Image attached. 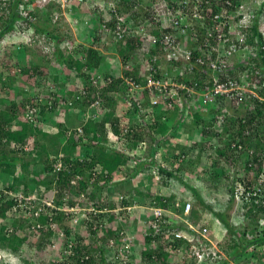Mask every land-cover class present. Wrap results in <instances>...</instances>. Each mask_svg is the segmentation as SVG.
<instances>
[{"label": "trees", "instance_id": "trees-1", "mask_svg": "<svg viewBox=\"0 0 264 264\" xmlns=\"http://www.w3.org/2000/svg\"><path fill=\"white\" fill-rule=\"evenodd\" d=\"M187 1L189 2V7L197 0L119 1V7L117 8L118 13L120 15H128L129 20H132L131 24L128 22L122 23L125 28V31L123 32H125L126 35H124V37L118 42H115L113 36L110 34L107 35L102 29L103 22L100 24L101 26L99 27L98 32L95 31L93 37L94 42H101L102 35L104 34L111 40L110 44L112 48L118 50V46L121 47L120 50H118V54H121L122 57H126L127 70L121 73V75L116 76L111 70H106V68L102 69V67L105 66L104 63L107 54H103L100 49L92 44L82 51L83 56H77L76 54L70 53L66 57V62L62 60V54L59 52V49L64 40V36L49 31L39 20V16L42 15L41 12L46 13L45 11L51 7L50 5L60 6L59 3L48 0H0V43H4L2 47L0 45V173L6 174V176L9 177L15 175L17 169L23 168L25 170L29 164H19L22 159L20 155L23 153H33L35 156L44 158L42 162H45L43 170L35 173L33 172V180L32 178L29 180L27 177L20 178L15 176L14 182L9 185L11 190L17 189L20 185H25L26 187L39 185L46 187L49 191L54 190L56 194L55 205L58 209V207H61L60 205L64 202L62 200V198L64 199V191L69 190L70 193L73 192L74 185L72 184V181L75 179L78 180L76 185L81 187V191H86L83 192L85 193L83 197L84 199L81 201L83 202V200H87L89 197L94 199V193L91 188L88 187L89 181L85 172L86 170L91 169L95 163H100L103 169L108 171V177L103 173L106 179H109V176L112 177L113 172L122 165L130 167L131 157L128 155V149L123 150L119 148L112 150L105 145L98 144L100 138L102 140H107V123H113L114 126L112 125V128L116 133H119L122 130H120V126H117L120 119L115 115L114 111L115 105L118 102L117 94L120 86L123 83L127 84L126 79L128 78L133 79L138 84H142L145 81V79L142 77L140 78L138 74L140 65L133 67L128 66L133 62L130 60L131 57L127 55L125 51L131 52L132 50H136L138 45L146 44V52L151 59L160 55L166 56V53L163 51L165 44L160 41L155 43L152 41L151 37L154 36L156 38H161L165 33H174L175 30L172 29L171 23L164 22L163 20L168 19L173 21L175 17L179 16L181 12L180 10H182L181 4H185ZM218 1L222 4L224 2V0H199L201 4L203 3L201 6L204 8L203 12L206 17L205 20L201 17L195 18V27L200 29V37L192 40L189 37H184L185 35L182 34L179 36L178 41L181 42L183 50H190L192 52L190 60H185L183 54V58L180 57V60L178 61L167 62V59L164 56L162 59L163 61L165 60L168 65L170 64L171 66L178 67V71L183 64H185L186 74L183 79L187 81L186 83L188 84L197 81V85L195 86L197 89L205 88L206 86L214 88L216 85L214 84L215 78H217L218 82L224 83L228 86H230V80H235L238 84L246 86L247 88L245 95L242 97L239 104H237L235 99L229 100L227 95L217 94L214 97L209 96L206 106H201V104H199L198 108H194V106L191 105L190 110L195 109L191 111L193 125H205V129L203 130L204 135L208 136L210 139L219 138L220 140L219 146L215 152L217 156L214 158V165L221 168L222 171L219 174L210 173L208 178H201L206 185L202 184L214 191L221 190L220 188L230 180L231 176L229 175V172L225 171L228 166H233L234 172L240 173L239 171L241 170L244 177L238 178L235 175L233 178L234 180L232 181H235L236 179L246 185H252L250 182L251 179L256 178L257 180L264 172V103H261V99L264 98V87L262 89L259 88L264 85V32L262 31V25L264 24L262 6L264 3L259 7L257 12L252 14L253 21L250 27L237 26L243 40L240 39L237 34L236 36H232L233 34L231 35L229 33L228 24L224 27V32L229 34L232 42L239 47L238 52L244 50L243 53L245 55L243 58L240 57L236 59L234 63H227V57H222V60L219 58L217 59L216 55V63L218 67L215 69L210 65V62L215 59V55L211 57L206 55V51L203 48V42L205 41L204 38H207V30H211V32L214 33L212 40H214V42L217 40L216 31L220 25H218L211 16L210 18L208 17L207 8L213 7L215 10L214 12L216 13V4ZM232 2L233 4L230 8L237 11L238 6L242 4V0H232ZM78 5V3H73V6ZM144 8L148 11L144 10ZM150 9L154 10L153 14H150ZM185 9V12L189 10L184 6V10ZM241 17L242 14L237 16L235 18L236 21L239 22ZM48 18L49 20H52L53 16ZM108 18L109 21L106 23L107 27L113 31L119 22V15L110 14ZM30 30L33 31V34L29 42L20 41L22 47L21 50H24V53L28 54L27 56L32 52H27L29 49L26 45H31L34 41L36 42L35 37L38 38L40 34H43L45 37H49V39L54 38L58 45L55 49L57 50L56 53H58L57 60L67 64L69 67L68 69L70 70L69 73L76 75L84 83L83 86H77L79 88V93L75 99V103L78 106L76 109H80V111L84 110V108L90 109L91 104L96 100H101L102 111L104 108H107V110L110 109L104 113L101 121L90 119L84 126V133L88 136L89 134H92V138L90 139L92 141L89 145L93 144L92 147L94 149L96 148L94 159H92L90 163L87 162L86 165H82L83 163L79 162L78 159L75 160L73 158L74 153L79 149L80 143L84 139V134L78 137L74 132L73 135L66 140V143L61 145L59 138L60 136L65 135V126L60 123L57 136H52L55 137V140L52 139V144L48 145L47 141L44 140H48L51 135L44 132L42 127L38 126L39 124L37 122L34 123V120L32 121L26 117V106L31 102V107L33 106L34 109L37 107L39 108V110L35 109L34 112L37 117V119L35 118V121L42 117V119H44L47 116L46 105H43L38 101H32L33 96L31 97L28 95V97H24V89H21L17 94V97L22 99L19 103L17 100L8 101V97L6 98V96H3L2 94L4 91L3 89H5L6 86L10 88L15 84L14 80L17 78H15V76L18 75H16L14 71L21 66V63L14 55L16 48L14 41L17 38L19 39L21 35L25 36ZM123 40L127 41L125 49H122ZM230 45V42L226 44V49L232 51ZM247 46H251L252 48H248ZM238 52L234 53L237 54ZM200 58H203V64H199L198 59ZM46 61L50 63L49 59ZM189 61L196 64L195 69L192 71L188 69ZM225 61L226 63H224ZM156 64L158 71L161 73L160 59L157 60ZM158 71H155L156 73L154 72L156 75L155 77H159ZM21 72L28 75L31 79L36 76L44 75L40 63H37V65L28 64L21 68ZM99 77H104L105 81H107L108 78H111L112 80L111 82L107 81L105 85L101 84V82L95 84V80L97 78L99 79ZM39 85L40 83L37 82V86ZM82 88H85L86 90L85 95L81 94ZM256 94H258V96ZM143 96V103L148 106L149 97L146 92H144ZM199 98L201 97H196V99ZM133 105H135L133 107L137 109V106H141L142 103L139 100L133 99ZM243 108L247 109L245 115L240 117L237 116V110H243ZM160 109L161 108L159 107V110ZM184 109L185 108L181 109L178 107L171 112H166L163 109L159 111L160 113L156 115V119L151 123L155 135L153 141L156 145L163 142L165 138H168L170 128L175 129L178 127L181 118L185 115L183 111ZM178 112H180V116L177 115ZM165 113L169 114L168 117H165L166 120L163 118ZM113 120H115V122ZM216 124L223 126V132L221 129L214 130ZM132 128L134 130L136 129L135 126H132ZM133 135H135L134 143L132 141ZM127 137L130 142L132 141V144L129 143L128 145L129 149L136 146L137 140L141 139L139 138L140 136L137 135V132L134 131L127 134ZM170 137H173V135ZM29 145L33 147L32 149L29 148L30 151L27 148ZM59 161L62 162V168L57 170L56 164ZM155 162V160H151L146 168H153L157 165ZM239 168L242 169L238 170ZM181 171L182 168L180 167H174L171 170L160 167L159 173L161 180L158 181L159 183L157 184L153 182V187L159 189L160 192L150 190L149 193H146L142 189H133L135 196L143 195L144 197L149 194L148 196L151 200L149 201L148 206H157L162 209H167V211L163 213V216H160L155 220L158 225V229L156 230L157 233L152 226L154 219L151 218L150 222H148V230L142 238V244L145 246L144 250L140 252L139 263L196 264L195 255H192L189 251L192 244L187 245L189 242L184 238L171 239L174 237V231L186 226L182 217L179 216L183 213L185 202L190 199L194 202L196 199V201H199L205 209L212 212L213 216L220 222V224L227 229L230 236V239L228 240L229 242L224 247L226 256L217 252V256L220 257L218 258L220 260L219 264H264V254L260 251L249 253L250 255L246 254L250 245L264 244V235L258 232L259 221L261 218H264V196L259 201H257L255 197L252 198L251 202L246 203L248 205L246 206L247 209L244 214L249 219L253 218L252 223L255 222L256 225L252 227L253 224H250L240 230L239 228H235L229 222L228 215L224 213V211L216 210L212 204L206 203L204 196L201 193L202 190L185 181L184 176L180 173ZM100 177L103 178L102 174ZM232 181L231 184H227V187L231 189L230 203L233 201V191L235 188ZM92 184L96 188L102 187V184H99L97 179H94ZM180 185H182L181 188L184 186L186 191L181 190V188L179 189ZM135 196L131 197L130 200H136ZM130 200H125L122 204L128 205L131 203ZM66 201H69V205L71 206L74 203L70 198H67ZM92 201V204L95 206H100V203L97 200L94 199ZM175 202H181V207L177 208L171 206ZM16 204L17 201L12 199H4L0 203V248L15 255L19 254L23 245L28 240V236L23 237L19 233V231L25 228L26 221H22L21 218L14 219L12 223L8 221L9 218L7 213L9 210H12ZM115 207L116 205L113 208ZM30 211L32 210H29V212ZM109 213L111 214L108 215V220L113 224L115 214L112 211ZM65 214L66 212L62 209L55 210L52 213L45 210L36 218L37 220L36 223L33 224V228H37L38 233H41V235L46 234L51 237L54 230L49 227L50 221H56L59 224V222H63L66 218ZM99 217H101V215H99ZM38 225L41 226L39 227ZM198 225L201 228V231L196 233L198 240L201 239L206 247H212L211 240L207 238L208 233L205 230L208 225L205 223H200ZM30 226L32 227V224ZM57 227L59 230L60 226L58 225L56 228ZM65 229L70 231L69 225L65 226ZM236 230L243 232L241 239L233 237L237 233ZM91 231L92 233L96 232L92 228ZM105 232L111 235V237H114L116 233L115 230L108 226H106ZM77 236L78 242L74 244L75 251H73V253H75L71 258L74 260L76 259L77 264H105L104 253H106V249L102 247H97L98 252L101 254L99 262L96 263L92 255L90 259L82 261L80 257L85 249V254H90L91 250L84 246V238L80 235ZM111 237L109 236L108 239ZM108 239L105 243L109 242ZM135 244L136 243L134 242V246ZM107 249L110 250L109 248ZM132 249L133 252L131 253V259L134 262V260L137 259L136 256L139 255L134 247ZM179 249L183 253L178 252ZM180 254H191V258L181 260ZM172 257H174V260H172ZM24 261L26 264L31 263L30 258L25 257ZM66 263H68L67 260L66 262H63V264Z\"/></svg>", "mask_w": 264, "mask_h": 264}, {"label": "rangeland", "instance_id": "rangeland-1", "mask_svg": "<svg viewBox=\"0 0 264 264\" xmlns=\"http://www.w3.org/2000/svg\"><path fill=\"white\" fill-rule=\"evenodd\" d=\"M119 1L120 0H110V4L112 3L111 7L116 6V8H118ZM95 2L94 0L93 2L88 0V2L79 4L78 6L72 5L70 7H66L67 10L58 5H50L51 7L46 9V13L41 12L42 15L39 16V20L49 31L64 36V40L61 43V46L59 45V52H61L62 54L63 61L66 62V57L70 53L76 54L77 56H83L82 51H84L87 46L92 44L100 49L103 54H107L106 59L109 58L110 62L114 64V68L117 70L115 72L123 73L125 70H127V60L125 59L126 57H122L121 54H118V50H120L121 47L118 46V50L112 48L110 44L111 40L104 34L102 35L101 42L97 43L96 41H93L94 36H92L91 38L88 37V34L92 31L95 30L96 32H98V29L101 26L100 24H102L111 14L110 10L106 11L105 9L99 10V8H96V5H94ZM263 2L264 0H242L243 7L238 6L237 11H235V15L239 16L242 14V16L245 17L244 22L242 20L237 22L236 19H234V21L231 20L232 29L235 28L236 24L238 26V24H240L241 22H243L244 25L249 24V15L257 12ZM153 9L149 10L150 14H153L155 10ZM144 10L146 9L144 8ZM262 11V17L264 18V8H262ZM180 14H187L189 24H193L194 27L196 26L195 19L192 18L194 16L191 15L190 12L187 13L185 12V10H183L180 12ZM50 16H53L52 20H49L48 17ZM262 28L264 31V25H262ZM237 32L232 36H236ZM192 33L199 34L198 36H200L198 28L191 30V32L188 34H191L192 36ZM32 34L33 31L30 30L25 36L21 35L19 39L17 38L15 41L10 40L14 41L16 44L14 55L21 63V66L14 71L15 74L18 75L15 76V78L17 77L16 80H14L15 84L10 88L6 86L5 89H3L4 91L2 92V94L3 96L5 95L6 98L8 97V101L17 100V102L19 103L22 101V99L17 97V94L21 89H24V97H28V95L31 97L33 96L32 101H38L39 103L46 105L47 116L44 119H42V117L41 119L39 118V120L35 121V118L37 119V117L35 116V111L32 113L34 107H31V102L26 106V117L30 120L34 119V121L32 120L34 123L37 122L39 124L38 126H41L44 132H47L51 135L49 136L48 140H44L47 141L48 145L52 144V139L55 140V137L52 136H57L58 124L65 121L64 123L67 124V127H65V135L60 136L59 138L61 145H63L66 143V140L71 135H73L74 132L78 137L82 136L83 128H81V126L84 127L83 124L86 123L83 121V118L85 120L87 118V111L85 110L89 109H85L83 107V111L86 112L84 116L83 112H81L82 110L80 111V109H76L78 106L75 103V99L77 94L79 93V88L77 86H83L84 83L79 77L72 73H69L70 70L68 69L69 67L67 64L57 60L58 53H56L57 50L55 49L56 46L58 47V45L54 38L49 39V37H45L43 34H40L38 38L35 37L36 42L34 41L33 44L26 45L29 49V51L27 52H32L29 56H27L28 54L24 53V50H21L22 47L19 48V46L17 45L19 44V41L29 42V40L32 38ZM204 40H206V37L204 38ZM126 43L127 41L123 40L122 49L126 48ZM0 45L2 47L4 43H0ZM251 46L247 47L252 48ZM146 49L147 45L142 44L138 45V48L136 50H132L131 52L125 51L126 54L131 57L130 60L133 62L128 65L129 67L140 65L138 73L140 78H143V76L141 75L142 73H145V69H141V66L144 65V68H146L147 62H149L151 59L149 57V54H147ZM243 52L244 50H241L234 56L233 54L231 56L227 55V58L229 57L228 62H231L230 58L232 56L233 62L240 57L243 58V56L245 55ZM112 57L115 58L111 60ZM47 59L50 60V63L46 61ZM162 59L163 56L160 55V68L162 69L161 73H168V77L172 78V83H176V85L180 84L182 78L186 74V65L183 64L179 71H174L172 69L173 66H171L170 64L168 65V63L165 60L163 61ZM37 63L41 64V68L44 72L43 76H36L31 79L28 75H25L23 72H21L22 67L28 64L37 65ZM108 65L109 63L105 61L104 68ZM179 72L183 73V77H180V75L178 74ZM176 74L178 75L176 76ZM37 82L40 83L39 86H37ZM171 87L174 88V86L172 85ZM126 88L127 84L123 83L120 86L119 92L117 94L118 102L116 103L114 108L115 115L120 119V122H118L117 126H120V130L124 129L126 126H130V128L132 126H135L136 129L134 130V132H137V135L140 136L139 138L141 139L137 140L136 146H133L132 149H129V146L126 145L125 141H122L121 139L118 140V143L112 142L109 137H107L110 129L113 130V123L110 122L107 123L106 126L107 140H102L100 138V141H102L103 145L107 147L120 146V148L123 150L128 149L127 152L129 157L134 160H130V167H124V169L122 170V174L125 176H127L128 174H133V178L127 177L129 179V182L127 183H116L115 181L106 179V177H104L102 173L103 178H101L100 176H97L96 178L98 180V183L102 184L101 188L94 187L92 184L94 181L89 182L88 187H90L93 191L94 199L100 203V206L98 207L92 204V200L94 199H92L91 197H89L87 200H83L84 203L81 201L82 199H84L83 197L85 193L83 192L86 191H81V187H79V185H74L72 193H70L69 190L64 191V199L62 198L64 202L60 206L62 207V210L66 212V218L63 220V222H59V224L56 221H50L49 227L54 230L51 237L46 234L41 235V233H38L37 228H33V224L36 223L37 216H35L32 211L35 212L39 207H41V203L45 204L46 202H52V204H56V194L54 190L49 191L48 189H46V187L39 185L31 187L20 185L15 190H11L9 188V185L14 182L15 176H18L20 178L27 177L29 178V180L32 178L33 180L34 173L43 170V167L45 165V162H42L44 158L35 156L33 153H23L22 155H20L22 159L19 164H29L27 165V168L25 170L23 168L17 169L15 175H13L12 177H8L6 176V174L0 173V203L4 199L8 200L9 198H16L17 203L21 204L17 211L14 208L8 211V221L12 223L16 218H21V220H24V222L26 221L25 228L19 231V233L23 237L28 236V240L27 242H25L21 251L16 256L15 254H12L0 248V256L3 258L2 262H5V264L6 262H8L7 264H26L24 261V258L26 257L30 258V264H63V262H66V260L68 261V263L66 264H77L76 259L74 260L72 258H68V256L71 255L72 246L78 242L77 235H80L84 238V246L87 249L91 250L90 254L92 256H96V258L94 259L95 262H98L101 257L100 254H98L99 252L97 247L99 248V245L97 241L99 240L100 244L105 247V245L107 244L105 242L107 241L109 236L111 237V235L107 234L105 231H96L95 233H92L91 228L93 227V225L90 228V224L92 223L91 220H93V222L97 224L100 223V228H104L105 224H111V222L108 220V215L111 214L109 212L112 211L115 214L113 222L116 226H118V230L127 231L129 235L132 236L131 240L136 243L133 247L138 252L139 256H136L138 260H134V264H140V252L144 250L145 246L144 244H142V238L148 230V222H150L151 218L153 217L151 213L144 214L143 212H141L142 209H140L139 207H150L148 206L149 201L151 200V198L148 196L149 194L144 197L143 195L137 194V196H135L133 189H142L146 193H149L150 190L154 189L153 182H155V179L152 180L151 178L153 177V175H155V173L149 167H147L146 170L145 168H142L138 163V160L142 159L143 157L149 158V156H151V153L153 154L151 148L156 143L153 141V137H155V135L150 122H145L147 117V115H145V108H147V105L145 103L141 106L138 105L137 109L133 107L135 105L131 106L127 102V100L124 99V96L122 94L126 90ZM69 89L75 90L72 92V94H70L68 92ZM134 93V96L139 101L144 97L143 93L140 91H135ZM199 99L201 100V98ZM199 99H196V101L191 104L194 106V108H198V105L201 104L199 102ZM69 108L75 109V112L77 114H74V116L70 115L68 113ZM35 109L39 110L38 107ZM109 110H107V108H104L103 111L100 110L99 114H91L95 119H99L100 117L102 118L104 113ZM160 110L159 108H155L154 120L156 119V115L160 113ZM163 110L167 109L163 108ZM193 110L195 109L190 110L186 114L183 123H179L180 126L176 128L174 135L172 134V130L168 132V138H165V140L160 144L159 157L157 158L160 160V162H164L165 164H167V166H169L171 169H173L174 167L182 168V171L180 173L184 176L185 181L189 182L192 185H195L196 187H199L202 190L201 193L203 194L206 203L212 204L216 210L224 211V213L228 215L227 217L229 222L235 228H239L241 230L243 229V227L250 224H253L252 227H254L256 223H252L253 218L249 219L244 214L245 210L247 209L246 206L248 204L242 203L241 201H235V197H233V201L232 203H230L231 189L227 187V184H231V181L234 180L233 178L235 175L238 178H244L240 170L243 167L238 169L240 170V173L234 172L233 166H228L226 170L224 169L225 171L229 172L231 178L230 180H228L227 184L220 188L221 190L219 191L211 190L210 188L203 185L205 183L203 180H201V178H208V175L210 173L219 174L222 171L221 168H218L216 167V165H214V158L217 156L215 152L219 146L220 140L218 136V139H210L208 136H205L203 133L205 125H193V119L191 115V111ZM246 110V108H243V110H237V116L240 117L242 115H245ZM166 115L167 117L169 116V114L167 113ZM177 115L180 116V112H178ZM113 121L115 122V120ZM222 128L223 126H221L220 124H216L214 130H222ZM169 135H173V137H170ZM134 138L135 135L132 136L133 143L135 140ZM90 139V137H84L82 141L91 142L92 140ZM132 141L130 142L129 140L130 144H132ZM142 141L145 142L146 148L139 146V143H141ZM137 146L138 148H136ZM27 148L30 151V145ZM86 152V148L80 145L79 149H77L76 153H74L73 158L75 160L78 159L79 162L83 163V160H86L88 157V154H86ZM90 171L91 170H86L85 172V175L89 181L93 180L94 177L93 173H90ZM96 174L97 171L95 175ZM119 175L120 172L118 173V177ZM121 176L122 175H120V177ZM254 180H256V178L251 179L250 182H252L253 184V182H255ZM236 181L237 180L235 179V182ZM181 186L182 185H180L179 189L181 188ZM181 190L186 191L184 186L181 188ZM121 196H123V198H121ZM134 196L136 200H130V198ZM67 198L73 200L74 203L72 206L69 205V201H66ZM125 200H130L131 203L128 205H123L122 202ZM115 205L116 207L113 208ZM127 206L133 207L131 209H127ZM28 207L32 208V211L29 212L30 209ZM179 207H181V202ZM99 215H101V217L103 218L99 217ZM180 216L182 217V219H187L189 222H191L199 232L201 231V228L198 224L205 223L206 225H208L205 230L208 233L207 238L212 242V247H214L216 251H220L221 255L226 256L224 247L229 242L228 240L230 239V236L227 232V229H225L220 224V222L213 216L210 210L205 209L200 204V202L196 201L195 199L191 212L188 215H184V213H182L180 214ZM31 224L32 227L30 226ZM58 225L60 226L59 230L58 227L56 228V226ZM67 225H69L70 231H68V229H65V226ZM62 232L63 235L61 234ZM196 240L197 239H195L194 242H197ZM122 244L123 243L119 241V246H121ZM85 253L86 249L81 256H83ZM106 253L108 254L109 258L110 253L109 251L107 252V249ZM172 260H174V257H172Z\"/></svg>", "mask_w": 264, "mask_h": 264}, {"label": "built area", "instance_id": "built-area-1", "mask_svg": "<svg viewBox=\"0 0 264 264\" xmlns=\"http://www.w3.org/2000/svg\"><path fill=\"white\" fill-rule=\"evenodd\" d=\"M48 1H54L56 3H59L60 6L66 10H67L66 7L72 6L73 3L82 4V3L88 2V0H48ZM188 4H189L188 1L185 4H181L182 10L180 11H183L184 6H185V8L189 9L187 10V13L190 12L191 15L194 16L192 17L193 19L201 17L202 19L205 20L206 18L204 15L205 13L203 12L204 8L201 6L203 5V3L201 4L199 0H197L195 3H193V5L189 7H188ZM225 4L228 5V7L225 6ZM232 4H233L232 0H224L223 4L220 1H218V3L216 4L218 11L216 13L214 12L215 10L213 7L207 8L208 17L210 18L211 16V18L215 20L218 23V25H220L216 31L217 33V40L215 39L216 44L214 40H212L214 33H212L211 30L209 31L207 30V38L203 42V48L206 51V55L208 57L215 55V59L210 62L211 67L215 69H217L218 67L216 63V55H217V59L219 58L220 60H222V57L224 56L227 57V55L231 56L234 52H238L239 50V47H237V45H235L234 42H232L230 35L224 32V27H226L227 24L229 25V33L231 35L238 31V28H236L237 24L235 25V28L232 29L231 20L234 21V19L237 17L235 15V11L232 8H230ZM101 6L103 7L105 6V4ZM111 6H112V3L108 4L107 9L105 10L106 11L110 10L111 14L119 15V22L117 23L116 28L112 31L110 28L107 27L106 23L109 21V18H107L104 21V24L102 25V29L107 33V35L110 34L111 36H113V40L115 42H118L124 37V35H126L125 32H123L125 31V28L123 27L122 23L128 22L129 24H131L132 20H129L128 15H125V14L120 15L118 13V9L116 8V6L115 7L114 6L111 7ZM240 7H243V5L241 4ZM252 17L253 15H249V18H252ZM163 21L167 23H171V27L173 30H175V32L165 33L161 36V38H156L152 36L151 37L152 41L155 43L157 41H160L165 44V46L163 47V51L166 53V56L165 55L163 56L167 59V62L180 60V57L183 58L182 54L184 55L185 60H190L192 52L190 50H183V47L181 46V42H179L178 39L181 34L189 35L188 33H190V30L196 29V27H194L193 24L192 25L189 24L187 14H179V16L175 17L173 21H170L168 19H165ZM237 36H239L240 39L243 40V37H241L242 35L240 34V31L237 32ZM195 37H196V34H195ZM192 39H195V38L192 37ZM229 42L231 44L230 48L232 51L226 49V44H228ZM159 59H160V56L150 59V61L147 62V67L145 66L146 68H144V65L141 66V69H145V73H142L141 75L145 79L144 83L138 84L133 79H130V78L126 79L127 88L122 93L124 96V99L127 100V102L132 106L133 99L138 100L134 96L135 95L134 92L140 91L143 94L144 92H146L147 96L149 97V105L147 106V108H145L146 112L144 111L146 113L145 115H147L146 120H145L146 123L150 121L152 122L154 121L155 108L157 109L159 107H161L162 109L163 108L167 109V110H174L178 107L181 109L185 108L183 110L185 115L181 118V122H183L184 117L190 111L191 104L196 101L197 96L201 97V100L199 99L201 106H206L209 96L214 97L217 94H220V95L224 94L228 96L229 100L235 99L237 101V104H239L241 102L242 97L245 95V92L247 89L246 86L238 84L237 81L235 80H230L229 81L230 86H228V85H225L224 83L218 82L217 78H215L214 84L216 85L214 88H210L206 86L205 88L197 89V87H195L197 85V81L195 83L193 82L191 84H188L186 83L187 81H185L182 78V81L180 82V84L176 85V83H172L173 82L172 78L168 77V73H160L158 71L156 62ZM198 62L199 64H203V58L198 59ZM224 63H226V61ZM195 67H196V64L189 61L188 69L192 71L193 69H195ZM172 69L174 71H178V67L176 66H173ZM155 71L156 72L158 71L159 77H155L156 76ZM178 74L180 75V77H183V73L179 72ZM178 74H176V76ZM111 80H112L111 78H108L107 81L111 82ZM107 81H105L104 77H99V79L97 78L95 80V84L97 82H101V84L105 85ZM171 85L174 86V88L171 87ZM263 87L264 85L259 88L262 89ZM81 94L82 95L86 94L85 88L81 89ZM256 95L258 96V94ZM140 102L144 104L143 99H140ZM262 102L264 103V98L261 99V103ZM101 104H102L101 100L94 101L91 104L90 109L87 111V118H89L90 116L92 117L91 113L98 114L100 112ZM167 110H164V111H167ZM34 111L35 109L32 110V113ZM133 131L134 129L132 127L130 128V126H126L124 129L121 130L119 134H114L112 131H110L109 137L115 141L121 139L122 141H125L126 145H129L130 142L128 140L129 138L127 137V134ZM139 144H140L139 145L140 147L146 148V144L144 141H142ZM153 147H154V149L152 150L153 154L151 153L150 158L143 157L142 159L138 160L139 164L141 163L143 166L144 164H147L151 160H156V158L159 157L160 147H158V145L156 144ZM136 148H138V146ZM131 160L133 161L134 159H131ZM158 163L159 164L156 163L157 165H155L152 169H154L153 172L155 173V177L158 180H160L161 176L159 174V168L160 167L164 168L166 167L167 164H165L164 162H160V160L158 161ZM61 168H62V162L59 161L56 164V169L60 170ZM94 175H95V172H94ZM233 194L235 197V201H241L242 203H245V204L248 202H251L252 198H255V197L257 201L261 200V198H263L264 196V172L259 176V178L255 182H253L252 185L250 184L246 185L243 182H236ZM121 198H123V196H121ZM193 203L194 202L191 199L185 202L184 209H183L184 215H188L191 212L193 208ZM20 205L21 204H17L14 209L17 210ZM179 205H180V202H175L171 206H175L178 208ZM47 206L57 209L55 204H52V202H46V205L39 207L35 212L32 211V213L38 217L43 211L47 210ZM132 207L133 206H127L126 208L131 209ZM139 207L140 209H142L141 212H143L144 214L151 213L153 217L152 219H154V221L152 222L153 223L152 226L155 229V232L157 233L156 230L158 229L157 228L158 225L155 220L159 218L160 216H163V213L166 212L167 209H162V208L155 207V206H152V207L139 206ZM28 208L32 210V208L30 207ZM58 209H62V208L58 207ZM183 220L186 226L184 228H180L174 231V237H172L171 239L184 238L189 242L187 243V245L192 244V247L191 249H189V251L191 252L192 255H195L196 264H219L220 260L218 258L220 257L217 256L218 251H216L214 247H211V246L206 247V245L203 243L201 239L198 240L197 235H196V233L199 232L198 229H196L195 226H193L192 223L189 222L187 219H183ZM38 226L40 227L41 225H38ZM236 232H237L236 235H234L233 237L236 239H241L243 236L242 234L243 232L240 230H236ZM258 232L264 235V218H261L259 221ZM117 234L120 240H118V238L116 237H112L109 239L108 244L105 246L109 248L111 251V257H110L111 264H134L133 260L131 259V253L133 252L132 248L134 246V242L133 240H131L132 236L129 235V233L125 230L118 231ZM195 239H197L196 240L197 242H194ZM119 241L123 243L121 246H119ZM258 251L264 254V244L250 245L246 251V254L250 255L249 253L258 252ZM178 252L183 253L180 251V249L178 250ZM191 254H180L181 260L185 258H191Z\"/></svg>", "mask_w": 264, "mask_h": 264}, {"label": "clouds", "instance_id": "clouds-1", "mask_svg": "<svg viewBox=\"0 0 264 264\" xmlns=\"http://www.w3.org/2000/svg\"><path fill=\"white\" fill-rule=\"evenodd\" d=\"M264 3V2H263ZM262 3V4H263ZM262 4H261V6H262ZM262 8H264L263 6H262ZM218 11V10H217ZM244 16H242L241 17V20L244 22ZM240 20V21H241ZM249 20H250V23L249 24H247V25H244L243 24V22H241L240 24H238L239 26H245V27H250V25L252 24V21H253V17L252 18H249ZM264 25V24H263ZM262 31H263V28H262ZM190 32H191V30H190ZM264 32V31H263ZM199 33H200V29H199ZM195 34L196 33H192V36H191V34H189V35H185V37H189V38H191L192 39V37H194L195 36ZM199 34H196V37H194L195 39H197V37H200V36H198ZM192 40H194V39H192ZM21 43H20V41H19V44H18V46H19V48H21V45H20ZM100 110H102L101 108H100ZM88 111V110H87ZM168 111H173V110H167L166 112H168ZM86 113V112H85ZM100 113V112H99ZM165 116L164 117H167V115H166V113L164 114ZM163 117V118H164ZM90 118V117H89ZM89 118H88V120H89ZM92 119H94V117L92 118ZM164 120H166V118H164ZM179 123H183V122H181V120H180V122ZM150 125H151V121H150ZM180 124H178V126H179ZM170 130H172V134L174 135V133H175V130H176V128L174 129V128H170ZM77 131H79V130H77ZM110 131H112L114 134H119V133H116L114 130H111L110 129ZM109 131V132H110ZM109 132H108V136L107 137H109ZM69 135V134H68ZM109 139L112 141V142H115V143H118V140L117 141H115V140H113V139H111L110 137H109ZM98 144H102L103 145V143L101 142V141H98ZM160 144L161 143H159V144H157L158 145V147H160ZM93 145V144H92ZM30 147H31V149L33 148L31 145H30ZM108 148H110V149H112V150H116V149H119L120 148V146H110V147H108ZM121 149V148H120ZM89 157H91L90 155H88V158ZM149 158H150V156H149ZM92 159H94V155H93V157L90 159V160H88V159H86V160H83V164L82 165H86V163L87 162H91V160ZM156 163L157 164H159L158 163V161H159V159L158 158H156ZM149 163V162H148ZM147 163V164H148ZM147 164H144L145 165V167H144V165L142 166V164L140 163V166L143 168H146V166H147ZM140 166H138V167H140ZM124 167H126V165H122L120 168H118L117 170H115L114 172H113V174H112V177H110L109 176V180H111V181H115L116 183H122V182H124V183H127V182H129L128 180V178L127 177H132V175L133 174H128L127 176H125V175H123L122 174V170L124 169ZM165 169H168V170H171V168L169 167V166H167L166 165V167H164ZM152 169V168H151ZM88 170H91L90 171V173H93V175H94V172L96 173V171H97V174L96 175H94V177H93V180H88L89 182H93L94 181V179H96L97 178V176H100L102 173H104L105 175H106V177H108V171H106V170H104L103 169V167H102V165L100 164V163H95L93 166H92V168L91 169H88ZM146 170V169H145ZM152 170H154V169H152ZM120 172V175H122L121 177H120V175H119V177H118V173ZM160 174V173H159ZM153 177L154 178H151L152 180H154L155 179V183L157 184V183H159L158 181H160V180H158L156 177H155V175H153ZM133 178V177H132ZM108 179V178H107ZM77 181L78 180H73L72 181V184L73 185H76L77 184ZM239 180H237L236 182H238ZM235 181H233V185L235 186V184H236V182L234 183ZM30 198V197H29ZM9 199H12V200H15V201H17V199L15 198H9ZM31 199V198H30ZM36 199H37V197H36ZM37 201V200H36ZM18 204V203H17ZM16 204V205H17ZM15 205V206H16ZM43 205H46V203L45 204H42L41 203V206H43ZM15 206L13 207V208H15ZM56 206V205H55ZM150 207H152V206H150ZM155 207H157V206H155ZM18 210V209H17ZM16 210V211H17ZM55 210H57V209H54V208H51L50 206H47V210L46 211H49V212H54ZM92 221V223L90 224L91 226L93 225V227H92V229L93 230H95V231H105V228H106V226H108V227H111V229H113V230H115V235H114V237H116V238H118V240H120V238H119V236H118V234H117V232L118 231H121V230H118V226H116L115 224H114V222H113V224H105V227L104 228H100V223L99 224H97V223H95V222H93V220H91ZM114 228H116V229H114ZM107 233V232H106ZM62 235H63V232L61 233ZM112 238V237H111ZM97 243H98V245H99V247H102V248H104V249H107V247H104V246H102L101 244H100V241L98 240L97 241ZM72 244V243H71ZM108 244V243H107ZM106 244V245H107ZM105 245V246H106ZM72 252H71V255H69L68 256V258H71V256L75 253H73V251H75V248H74V245L72 246V250H71ZM109 251V253H110V257H111V251L110 250H108L107 249V252ZM98 254H100V253H98ZM104 257H105V264H111V262H110V260H111V258L109 257L108 258V254L107 253H104ZM16 256V255H15ZM90 257H91V254H84L83 256H81L80 258H81V260L83 261V260H88V259H90ZM93 257V259L94 258H96V256H92ZM100 257H101V254H100ZM101 259V258H100ZM3 261V258L0 256V264H5V262H2ZM100 261V260H99ZM98 261V262H99ZM8 262H6V264H7ZM97 263V262H96Z\"/></svg>", "mask_w": 264, "mask_h": 264}, {"label": "crops", "instance_id": "crops-1", "mask_svg": "<svg viewBox=\"0 0 264 264\" xmlns=\"http://www.w3.org/2000/svg\"><path fill=\"white\" fill-rule=\"evenodd\" d=\"M91 2H93V0H90ZM96 1V2H95ZM94 2H95V4L94 5H96L95 7L96 8H99V10H104V9H107V6H108V4H110V0H94ZM103 4H105V6H101V5H103ZM97 12H99V11H97ZM95 31V30H94ZM94 31H92L91 33H89L88 34V37H92V36H94L95 34V32ZM114 59V57H112L111 58V60H113ZM106 62L107 63H109V65L108 66H106L105 68H106V70H111L112 72H113V74H115L116 76H119V75H121V73H118V72H115V71H117L115 68H114V64H112V62H110V59L109 58H107L106 59ZM105 64V63H104ZM103 64V65H104ZM102 69H104V66L102 67ZM103 71H105V70H103ZM75 89H69L68 90V92L70 93V94H72V92L74 91ZM81 112H83V115L85 116V111H81ZM68 113L70 114V115H73L74 116V114H77L76 112H75V109H71V108H69V110H68ZM99 114V113H98ZM92 115V114H91ZM93 117V116H92ZM92 117L90 116V118H89V120L90 119H92ZM101 117L99 118V119H93V120H95V121H101ZM88 120V118H86V120L83 118V121L84 122H86L87 123V121H89ZM65 122V121H64ZM64 122H60L61 124H63L65 127H67V124H65ZM86 123H84L83 125L85 126L86 125ZM49 126H52V125H49ZM107 126V125H106ZM47 127V126H46ZM58 131H59V124H58ZM81 128H83L84 129V127H82L81 126ZM74 130H76V129H74ZM44 131V130H43ZM66 131V130H65ZM84 134V135H83ZM82 135L84 136V137H90V138H92V134H89V136L88 135H86L85 133H84V131L82 132ZM91 142H89V141H85V142H83V141H81V143H80V145H82L84 148H86V150H87V152H86V154H88V155H90L91 157H87V159L88 160H90L92 157H93V155L95 154V149L92 147V145H89ZM90 147V148H89ZM154 149V147L152 146V148H151V150H153ZM13 175H11L10 177H12ZM153 191H159V189H156L155 187H154V189H153ZM156 192H154V193H156ZM160 192V191H159Z\"/></svg>", "mask_w": 264, "mask_h": 264}, {"label": "flooded vegetation", "instance_id": "flooded-vegetation-1", "mask_svg": "<svg viewBox=\"0 0 264 264\" xmlns=\"http://www.w3.org/2000/svg\"><path fill=\"white\" fill-rule=\"evenodd\" d=\"M225 6H227V7H228V5H226V4H225ZM234 55H236V54L234 53V54H233V56H234ZM233 56H232V57H233ZM232 57L230 58V61H231L230 63H234V62L236 61V60H235V61L233 62V59H232ZM228 58H229V57H228Z\"/></svg>", "mask_w": 264, "mask_h": 264}]
</instances>
